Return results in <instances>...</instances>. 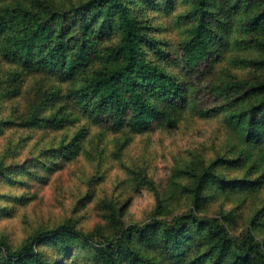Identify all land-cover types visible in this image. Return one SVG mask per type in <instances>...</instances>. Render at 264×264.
<instances>
[{"label": "trees", "instance_id": "obj_1", "mask_svg": "<svg viewBox=\"0 0 264 264\" xmlns=\"http://www.w3.org/2000/svg\"><path fill=\"white\" fill-rule=\"evenodd\" d=\"M176 1L0 0V56L14 65L5 80L0 75V87L15 88L30 75L50 82L22 125L76 126L73 138L45 154L59 160L79 153L93 126L175 129L188 114L223 116L228 132L223 153L190 159L163 192L147 171H136L156 197L148 220L128 224L126 204L102 200L104 227L84 231L65 220L18 246L0 237V264H264V0H181L185 36L172 43L161 18ZM229 50L237 54L227 58ZM4 163L0 175L15 183ZM43 165L53 169V161ZM220 193L240 197L239 206L256 204L238 230L239 206L200 212ZM175 197L192 205L176 212Z\"/></svg>", "mask_w": 264, "mask_h": 264}, {"label": "rangeland", "instance_id": "obj_2", "mask_svg": "<svg viewBox=\"0 0 264 264\" xmlns=\"http://www.w3.org/2000/svg\"><path fill=\"white\" fill-rule=\"evenodd\" d=\"M5 1L11 4L16 0ZM52 1L64 4L79 0ZM186 8L183 1L177 0L173 11H167L161 18L163 36L167 35L172 43H179L185 36L186 25L179 21V15ZM234 34L235 37L239 35L235 30ZM236 54L237 51L226 52L227 58ZM226 67L227 62L223 61L216 67V74ZM13 69L14 65L0 56L3 80ZM24 77L15 88L0 87V162H5L7 174L15 181L0 175V207L8 208L0 210V237L13 246L21 244L34 231L54 227L65 220H71L84 231L104 227L102 200L126 204V223L144 222L152 215L156 197L153 191L139 185L136 171H147L163 192L169 177L190 159L199 155L210 160L226 150L228 132L223 116L198 118L188 114L175 129L157 127L143 132L121 130L113 133L93 126L80 152L70 154L69 158H59V161L44 150L58 145L63 138H73L76 126L24 127L23 120L50 84L40 76ZM56 104L52 103L48 113L55 110ZM121 144L124 147L119 151ZM96 146L99 152L94 151ZM44 161H53V169H45ZM228 172L235 175L240 171L229 169ZM174 200L178 205L176 212L192 205L190 199L175 197ZM241 200L238 196L229 199L221 193L216 194L200 212L218 215L221 208L224 211L237 208ZM255 207L254 201H247L237 208L236 218L241 217L236 221L237 230ZM50 250L47 246V252L51 253ZM70 263L68 259L66 264Z\"/></svg>", "mask_w": 264, "mask_h": 264}]
</instances>
